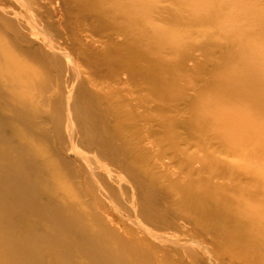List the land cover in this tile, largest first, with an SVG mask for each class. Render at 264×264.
I'll return each instance as SVG.
<instances>
[{"label":"bare ground","instance_id":"obj_1","mask_svg":"<svg viewBox=\"0 0 264 264\" xmlns=\"http://www.w3.org/2000/svg\"><path fill=\"white\" fill-rule=\"evenodd\" d=\"M0 264H264V0H0Z\"/></svg>","mask_w":264,"mask_h":264},{"label":"rangeland","instance_id":"obj_2","mask_svg":"<svg viewBox=\"0 0 264 264\" xmlns=\"http://www.w3.org/2000/svg\"><path fill=\"white\" fill-rule=\"evenodd\" d=\"M201 58H203V59H204V57H201ZM141 94H144V92L140 93V95H141ZM180 132H182V131L180 130ZM183 147H186V144H185V145H183ZM186 148H187V150H188V151H191V150H193V149H194V148H193V149H192V148H189V146H187Z\"/></svg>","mask_w":264,"mask_h":264}]
</instances>
